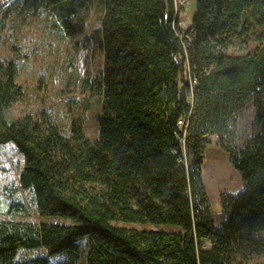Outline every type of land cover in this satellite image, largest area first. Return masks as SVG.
I'll list each match as a JSON object with an SVG mask.
<instances>
[{
    "label": "trees",
    "instance_id": "trees-1",
    "mask_svg": "<svg viewBox=\"0 0 264 264\" xmlns=\"http://www.w3.org/2000/svg\"><path fill=\"white\" fill-rule=\"evenodd\" d=\"M191 1L196 11L183 30L186 2L177 10L176 0H102L93 141L78 121L62 128L46 111L10 120L7 111L24 96L14 61L21 48L0 57V144L13 142L22 154L18 189L33 193L43 220H24L32 228L0 221V264L60 256L58 264H234L247 248L264 252V0ZM67 4L0 0V43L25 21L55 12L61 23L53 27L76 38L87 17ZM187 62L198 81L192 107ZM249 104L251 136L240 148L233 121ZM181 119L186 154L175 137ZM213 136L242 183L219 193L218 212L202 171ZM21 251L32 255L20 261Z\"/></svg>",
    "mask_w": 264,
    "mask_h": 264
},
{
    "label": "rangeland",
    "instance_id": "rangeland-1",
    "mask_svg": "<svg viewBox=\"0 0 264 264\" xmlns=\"http://www.w3.org/2000/svg\"><path fill=\"white\" fill-rule=\"evenodd\" d=\"M14 1V0H11ZM70 12L86 16L85 31L76 38H69L60 27L58 12L52 13L48 21L46 14L41 18L25 21L20 31L10 34L5 43H0V57L12 56L13 46L21 48L15 61L18 83L24 88V96L20 102L7 111V117L16 119L26 113L46 111L48 119L54 124L81 126L86 138L93 141L97 134V107L91 98L92 82L98 78L104 67V54L101 39L97 30L101 26L104 15L102 0H67ZM186 13L181 22L192 18L196 11L195 3L185 0ZM74 7V8H72ZM188 22V20H187ZM89 105V109L84 106ZM253 119L252 104H249L233 121L238 136V145L244 148L251 136ZM72 127V128H73ZM24 168V158L13 142L0 144V221L22 222L32 228L29 223L39 224L42 220L36 213V200L31 191H19V175ZM204 184L212 208L218 212L219 193L227 191L236 193L241 189V178L230 164L227 155L218 146V137H211L206 158L202 166ZM18 204V205H17ZM19 204H22L19 205ZM17 208L29 214L22 217ZM47 221L66 224L67 219L47 218ZM141 228L139 225H135ZM27 228V229H29ZM264 235L258 237L262 238ZM85 254L88 241H80ZM205 248L211 244L206 243ZM32 253L19 252L20 261L31 257ZM64 256L52 258L50 264H58ZM84 258L79 264H84ZM234 264H264V252H254L247 248L238 255Z\"/></svg>",
    "mask_w": 264,
    "mask_h": 264
},
{
    "label": "built area",
    "instance_id": "built-area-1",
    "mask_svg": "<svg viewBox=\"0 0 264 264\" xmlns=\"http://www.w3.org/2000/svg\"><path fill=\"white\" fill-rule=\"evenodd\" d=\"M185 6V0H176V9H181L184 8ZM177 18V13L175 16V19ZM181 19V17H180ZM188 20V22H187ZM185 19V21L181 22V20L179 21V25L180 28H182L183 30H188L191 26V19ZM186 84H187V88H186V97H187V104L192 107L193 106V98H194V92L198 86V81L197 79L193 76L191 70H190V66L189 63L187 62V72H186ZM178 125H179V132L175 133V137L177 139V141L182 145L183 147V152L186 154V138H187V133H186V128H182V126L185 125V121L184 119H181L178 121ZM174 152H176L174 150ZM185 168L188 169V163L187 161L185 162Z\"/></svg>",
    "mask_w": 264,
    "mask_h": 264
}]
</instances>
